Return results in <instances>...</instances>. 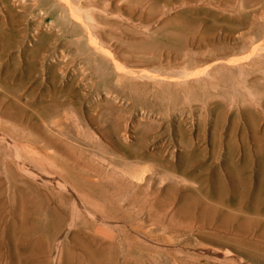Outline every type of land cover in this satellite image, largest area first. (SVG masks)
Segmentation results:
<instances>
[{
    "label": "rangeland",
    "instance_id": "1",
    "mask_svg": "<svg viewBox=\"0 0 264 264\" xmlns=\"http://www.w3.org/2000/svg\"><path fill=\"white\" fill-rule=\"evenodd\" d=\"M57 1L0 0V264H264V0H96L117 66Z\"/></svg>",
    "mask_w": 264,
    "mask_h": 264
},
{
    "label": "bare ground",
    "instance_id": "2",
    "mask_svg": "<svg viewBox=\"0 0 264 264\" xmlns=\"http://www.w3.org/2000/svg\"><path fill=\"white\" fill-rule=\"evenodd\" d=\"M5 1V3H3L4 4V6L6 7V8H9L10 6H13V8L15 7V9L16 8H19L20 10H22V12L24 13V12H26V11H29V12H33L34 11V9L32 8V7H30L29 5H27V1L28 0H4ZM115 1V0H114ZM186 1H197V0H186ZM57 2H59V3H63V6H60L58 3H57V5L56 6H59L60 8H62V10L61 11H69L70 12V14H71V16L73 17V19H74V25H78V26H82V27H84V29L92 36V32H94V30H97L96 28L97 27H99L100 25H98V24H94L93 26H90L89 24H86L84 21H83V19H82V16L83 15H87V13H86V11H85V9H97V7H98V4H97V2H96V0H58ZM9 6V7H8ZM12 9V8H11ZM10 9V10H11ZM94 10V11H95ZM15 11V10H14ZM88 11V10H87ZM90 11V10H89ZM15 13H16V11H15ZM15 13H13V11H9V15L11 16H14V15H16ZM20 13V12H19ZM17 15H19V14H17ZM89 15V16H88ZM86 17L87 18H89L90 17V14H88ZM17 17V16H16ZM84 18V17H83ZM90 19H95V18H90ZM91 21H93V20H91ZM89 23V22H88ZM94 23V22H93ZM107 25L108 26H110L109 25V23H107ZM182 25L184 26V27H186L187 25H186V23H184V22H182ZM110 27H112V26H110ZM95 33V39L93 38V40L90 38V35L89 34H86L87 35V37L90 39V45H91V47L93 48L90 52H88L87 54V56L84 58V60L86 61V62H88V61H92L93 60V58L94 57H98V55H100V54H105V55H107V56H109L111 59L112 58H114V54L112 55V54H110L111 53V51H109V50H105V49H103V47L101 46L102 45V40H101V37H100V35L99 34H97L96 32H94ZM109 33V32H108ZM111 34V33H110ZM109 34V35H110ZM102 35V34H101ZM169 37V36H168ZM81 38V37H80ZM111 38H115V37H113V36H111ZM79 39V38H78ZM176 40V39H175ZM119 41V40H118ZM178 41L180 42V44L178 45V47H181L185 42H186V40H185V38L184 37H182V36H178ZM117 43H119V42H117ZM89 45V46H90ZM261 45V44H260ZM188 46H190V44L188 45ZM184 47V46H183ZM147 48V47H146ZM257 49V48H256ZM107 51H109V52H107ZM253 51H255V50H253ZM258 52V51H257ZM163 53H165V55H167V62L169 61H179V60H181V58L183 57V56H185L184 54H182V53H172L169 49L168 50H166V51H163V50H159V51H157L154 55H153V57H151V59L150 60H142V61H140L141 63H143V64H147V66L148 65H154V64H157V60H159V59H161L162 58V56H163ZM256 53V52H255ZM251 54H252V52H251ZM257 54V53H256ZM250 55V54H249ZM258 55V54H257ZM82 56V55H81ZM195 56V55H194ZM254 56V55H253ZM124 59V58H123ZM199 59V58H198ZM113 60V59H112ZM116 59H114L113 60V62H114V64H115V66H117L119 63V61H115ZM124 61V60H123ZM165 62H166V60H165ZM169 62H168V64H169ZM189 63H186V65L185 66H187ZM119 65H121V64H119ZM199 65V64H198ZM206 65V64H205ZM123 66V65H122ZM214 66V65H213ZM120 67V66H119ZM145 67V66H144ZM159 67V66H158ZM168 67V66H167ZM208 67V66H207ZM195 69H193V70H178V71H175V70H165V71H162L160 74H152V73H150L149 72V70H148V72H146L145 70H138V71H132V70H127L126 69V73L127 74H129V75H131V76H136V77H140V78H146L147 80H155V81H161L162 83L163 82H165V81H163L164 79H166V78H171L173 81H175L176 80V83H177V81H185L186 82V80H189L190 81V79H195V78H197L198 76L200 77V74L201 73H203V72H205L206 71V68L205 69H201V68H199L198 66H196V67H194ZM120 69V68H119ZM186 69V68H185ZM121 70V69H120ZM123 70V69H122ZM105 71V70H104ZM152 71V70H151ZM209 71V70H208ZM155 72V71H154ZM205 76V75H204ZM206 76H208L209 77V74L208 75H206ZM201 79V78H200ZM195 81H197V80H195ZM154 82V81H153ZM179 83V82H178ZM157 84V83H156ZM164 84V83H163ZM175 84V83H174ZM180 84V83H179ZM176 85H178V84H176ZM168 86V85H167ZM166 86V87H167ZM129 133V132H128ZM42 134V133H41ZM125 135V134H124ZM41 137V136H40ZM44 138H45V136H44ZM50 138V137H49ZM52 138V137H51ZM46 140H48V139H46ZM51 140L52 139H50V142H51ZM120 144V143H119ZM117 145V144H116ZM119 146V145H118ZM143 148V147H142ZM62 149V148H61ZM124 149V152L125 153H127V156L128 157H135V156H137V155H139V153H140V149H141V144H139L138 146H136V147H134V148H128V147H124L123 148ZM63 150V149H62ZM62 150H60V151H62ZM66 150V149H65ZM144 150V149H143ZM143 150H141V151H143ZM143 154V153H142ZM145 155H146V153H144ZM147 156H148V153H147ZM146 156V157H147ZM150 156V155H149ZM145 157V156H144ZM66 161V160H65ZM122 162L123 163H126L127 161L126 160H122ZM68 168V167H67ZM63 169V168H62ZM55 170V169H54ZM56 171V170H55ZM146 171V170H145ZM125 172H127L126 170H125ZM135 174V173H134ZM126 175V174H125ZM142 175V174H141ZM140 175V176H141ZM57 176H58V174H57ZM62 176H63V174H62ZM131 176V175H130ZM129 176V177H130ZM139 176V175H138ZM139 176V177H140ZM53 177V176H52ZM134 178L135 176H133V174H132V176H131V178ZM142 178H143V175L141 176ZM54 178V177H53ZM126 178V177H125ZM132 178V179H133ZM57 179V178H56ZM56 179H54V182L56 181ZM63 179V178H62ZM124 179V178H123ZM122 179V180H123ZM138 179V178H137ZM140 179V178H139ZM53 180V179H52ZM59 180V179H58ZM136 180V179H135ZM141 180V179H140ZM140 180H137L138 182H141ZM147 180H149V179H147ZM152 180V179H151ZM64 181H65V179H64ZM64 181H56V184H57V186H59L60 188H63V189H68V185H67V183L66 182H64ZM86 181L89 183V184H94L95 183V181H93V179L91 180L90 178L89 179H86ZM124 181V180H123ZM130 182H131V180H129ZM125 182V181H124ZM129 182V183H130ZM137 183V182H136ZM135 183V184H136ZM145 183H146V181H145ZM54 184V183H53ZM96 184V183H95ZM122 184H123V182H122ZM134 184V183H133ZM138 184V183H137ZM127 184H125V186H126ZM130 185V184H129ZM139 185V184H138ZM144 185V184H143ZM143 185L141 186L140 185V187H142L143 188ZM131 186V185H130ZM130 186H128V187H130ZM136 186V185H135ZM145 186H146V184H145ZM138 187V186H137ZM132 188V187H131ZM141 188V189H142ZM130 189V188H129ZM136 191H137V189H135ZM134 190V191H135ZM139 190V189H138ZM145 190V189H144ZM123 204V203H122ZM121 204V205H122Z\"/></svg>",
    "mask_w": 264,
    "mask_h": 264
}]
</instances>
